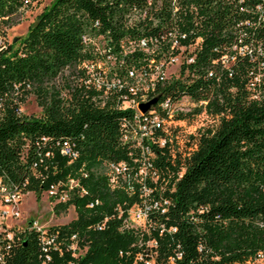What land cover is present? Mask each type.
<instances>
[{"label":"trees","instance_id":"16d2710c","mask_svg":"<svg viewBox=\"0 0 264 264\" xmlns=\"http://www.w3.org/2000/svg\"><path fill=\"white\" fill-rule=\"evenodd\" d=\"M27 2L0 0V25L17 23ZM150 35L157 37V46L139 47L137 41ZM173 40L193 44V59L180 65L178 75L155 79L150 98L156 100L151 104L157 107L161 98L187 93L206 100L213 121L185 133L178 148L152 147L150 161L166 183L151 191L158 206L149 212L153 224L146 234L119 228L122 216H116L117 204L125 208L139 198L138 187L131 192L111 189L95 167L102 158L130 161L120 136L134 109L120 104L124 98L138 99L139 91L128 90L136 81L128 70L147 71L158 59H166L176 51L170 48ZM232 43L247 47L227 75L212 59L232 54ZM254 53L252 63L248 56ZM83 62L104 71L100 88L86 86L90 94L76 82L69 85L83 76ZM256 68L264 74V0H49L15 46L0 47V176L17 180L36 196L51 180L79 176L86 193L52 206L59 213L72 204L75 216L51 227L59 235L77 232L86 249L76 257L68 251L53 254L52 262L140 264L136 251H146L145 241L154 237L150 264H261L264 88L252 97L246 86ZM57 76L68 88L65 95L58 94ZM27 85L39 96L36 115L19 109ZM63 141L77 150L71 161L59 151ZM80 166L85 176L79 175ZM93 197L100 202L86 206ZM103 215H111L105 226L92 227ZM36 235L23 232L7 264H39Z\"/></svg>","mask_w":264,"mask_h":264},{"label":"built area","instance_id":"2783aa9c","mask_svg":"<svg viewBox=\"0 0 264 264\" xmlns=\"http://www.w3.org/2000/svg\"><path fill=\"white\" fill-rule=\"evenodd\" d=\"M199 39L200 37L197 36L194 42L196 43ZM157 42V37L150 35L141 37L137 44L144 50H148L156 47ZM5 45L6 39L0 32V47ZM192 46L193 44L191 43L185 45L173 40L170 48L175 47L176 51H172L166 59H158L147 71L128 70V73L136 78L134 84L127 86L128 90L132 92L139 91L138 99L124 98L120 104L122 107L131 106L134 109L132 121L123 125L120 136V141L127 143V154L130 157V161L126 159L102 158L95 167L97 172L104 175L109 188L126 187L129 192L133 191L134 186L139 189L138 199L129 203L125 208L119 204L115 206L116 216H122L119 228L133 227L148 234L153 224L149 212L152 208L158 206V200L151 196V191L155 188L154 186H164L166 177L162 174L160 175L153 167L152 161H150L153 155L152 147L156 145L167 146L170 149L173 147L174 149L178 148L179 145L177 144H181L182 136L185 133L195 132V127L208 126L212 122L213 114L204 106L206 100H195L187 93L161 98L157 107H153L150 104L147 109L141 110L138 106L140 101H147L152 96L150 92L153 90L155 79L168 75L165 69L169 63L176 61L177 68L174 75H178L180 65L183 62L189 63L192 61ZM246 47L245 43H232L231 48L234 50L232 54L223 53L220 58L212 59V62L220 65L221 68H225L227 75H231L230 64L237 55L243 54V49ZM257 50L256 54L258 53ZM256 54H249L248 60L254 63ZM83 65L85 72L80 77L82 83L85 86L100 88L101 80H99V77L103 78L101 75H103L104 71L97 70L92 63L83 62ZM95 65L100 66V62L96 61ZM255 66L258 65L255 64ZM262 76L264 77V74L257 68L251 74H248L246 86L252 97L257 96L259 91L264 88V83L261 81ZM104 87V91H106L109 88V84L105 83ZM198 104L203 105L202 108L194 111V106ZM178 112L184 115L176 117L177 115L175 116L174 114ZM198 116H200L199 122L193 125L191 129L182 128L181 125L184 122L188 123ZM59 151L68 156V161L73 160L78 154L77 150L66 141L61 143ZM45 154H48V152H45ZM86 173V170L80 166L79 175L85 176ZM28 191L30 190H24L17 180L9 176H0V264H7V259L14 245L22 238L23 232L26 231H34L37 234L39 264H58L57 262H52L53 254L63 256L67 251L72 257L82 254L86 249V243L77 238V232L69 234L64 232L59 235L58 229L51 227L58 223L42 224L38 218L29 219L25 224H21L20 221L24 218L21 217L18 204ZM41 192L45 194L52 210L53 204L68 200L72 194L82 195L86 193V190L80 184L79 176L68 175L65 178L51 180L47 186L41 189ZM163 201L166 202V199H163ZM99 202L98 197H93L86 202V206L91 207ZM110 216L103 215L91 226L96 229H102ZM171 228L174 229L173 226ZM161 231L162 227L160 226L158 233H161ZM155 243L154 237L148 238L145 241L148 249L146 251L137 250L135 260H139L140 264H150L152 262V249L149 247L154 246ZM146 254L150 257H146ZM257 260L259 263L264 264V259L260 258L259 253H257Z\"/></svg>","mask_w":264,"mask_h":264},{"label":"rangeland","instance_id":"374dc122","mask_svg":"<svg viewBox=\"0 0 264 264\" xmlns=\"http://www.w3.org/2000/svg\"><path fill=\"white\" fill-rule=\"evenodd\" d=\"M49 0H28L27 4L22 9L19 21L11 26H1L2 34L6 39V43H10L11 46H15L19 37L23 36L26 32L27 25L31 22L36 13L48 3ZM177 64L176 61L169 63L165 69V72L169 75L176 72ZM74 82L77 86H81L82 90L87 94H90L91 90L83 85L79 78L74 81H69L70 88L74 86ZM56 83H58V94L60 96L65 95L68 92V88L63 87V77L57 76ZM26 88H29L27 85ZM20 93L18 92V95ZM21 99L19 100V109L25 115H36L40 111L39 96L32 90L27 89L23 94H20ZM200 116L194 118V120L182 124V128L191 129L193 125L197 124ZM213 121V120H212ZM180 139V138H179ZM177 144V143H176ZM178 145V144H177ZM20 207L21 217L24 218L20 222L25 224L29 219L38 218L42 224L46 223H64L75 216L74 207L70 204L68 207L59 213H54L46 199L43 192H40L39 196L33 191H28L21 202L18 204Z\"/></svg>","mask_w":264,"mask_h":264},{"label":"water","instance_id":"95a60500","mask_svg":"<svg viewBox=\"0 0 264 264\" xmlns=\"http://www.w3.org/2000/svg\"><path fill=\"white\" fill-rule=\"evenodd\" d=\"M155 100H156V97H152V98L148 99L147 101L140 102V103L138 104V106H139V108H140L141 110H145V109H147V108L149 107V105H150L151 103H153Z\"/></svg>","mask_w":264,"mask_h":264}]
</instances>
